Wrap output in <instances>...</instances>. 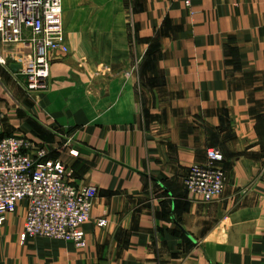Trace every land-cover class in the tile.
Listing matches in <instances>:
<instances>
[{"label":"crops","instance_id":"1","mask_svg":"<svg viewBox=\"0 0 264 264\" xmlns=\"http://www.w3.org/2000/svg\"><path fill=\"white\" fill-rule=\"evenodd\" d=\"M132 5L130 36L123 10L63 0L69 53L42 90L0 66L1 134L43 144L97 189L83 246L21 240L20 202L0 264H264V0ZM210 150L225 179L205 200L184 178Z\"/></svg>","mask_w":264,"mask_h":264},{"label":"built area","instance_id":"2","mask_svg":"<svg viewBox=\"0 0 264 264\" xmlns=\"http://www.w3.org/2000/svg\"><path fill=\"white\" fill-rule=\"evenodd\" d=\"M191 1L184 0L186 5ZM66 40L63 0H0V65L18 63L28 90L45 88L52 60L68 53ZM47 154L43 144L25 134L0 136V225L25 202L21 240L43 237L83 246L97 189L69 181L64 164ZM207 155L208 164L188 168L184 185L193 195L211 200L222 192L225 175L215 165L222 154L210 150Z\"/></svg>","mask_w":264,"mask_h":264},{"label":"rangeland","instance_id":"3","mask_svg":"<svg viewBox=\"0 0 264 264\" xmlns=\"http://www.w3.org/2000/svg\"><path fill=\"white\" fill-rule=\"evenodd\" d=\"M66 6L70 8L83 7V8H93V9H102V8H113L115 10H123L124 11V19L127 20L128 31L130 32V36L132 35L131 21H130V12L133 8L132 3L133 0H64ZM69 8V9H70ZM134 38L133 36L130 39V47L133 46ZM69 53V52H68ZM67 53V54H68ZM10 60V59H9ZM4 66V65H0ZM122 66L112 67L111 73L121 72ZM113 70H115L113 72Z\"/></svg>","mask_w":264,"mask_h":264},{"label":"water","instance_id":"4","mask_svg":"<svg viewBox=\"0 0 264 264\" xmlns=\"http://www.w3.org/2000/svg\"><path fill=\"white\" fill-rule=\"evenodd\" d=\"M10 67L14 70V71H18L20 65L18 63H12L10 64Z\"/></svg>","mask_w":264,"mask_h":264},{"label":"trees","instance_id":"5","mask_svg":"<svg viewBox=\"0 0 264 264\" xmlns=\"http://www.w3.org/2000/svg\"><path fill=\"white\" fill-rule=\"evenodd\" d=\"M0 136H3V134H0Z\"/></svg>","mask_w":264,"mask_h":264}]
</instances>
